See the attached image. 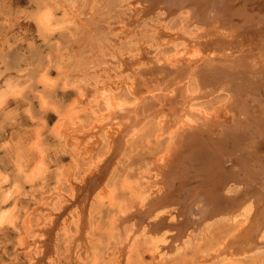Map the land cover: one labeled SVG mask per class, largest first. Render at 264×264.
Instances as JSON below:
<instances>
[{
    "label": "rangeland",
    "instance_id": "374dc122",
    "mask_svg": "<svg viewBox=\"0 0 264 264\" xmlns=\"http://www.w3.org/2000/svg\"><path fill=\"white\" fill-rule=\"evenodd\" d=\"M150 5L147 0H0V264H264V154L245 153L249 140L264 147V132L254 130L259 129L254 123L261 120L259 114H254L256 119L252 117L255 121L249 126L250 130L254 126L256 134L249 138L252 130H248L235 135V144L243 138L247 148L231 144L228 148L233 158L248 160L242 165L237 163L241 159L235 160L228 172L243 176L245 170H252L255 176L254 184L250 183L255 190L250 194L258 212L251 220L256 228L249 233L255 249L243 248V239L227 246L244 225L243 215L203 222L181 238L169 237L180 226L161 229L168 231L167 239L147 228L148 222L162 217L167 223L183 219L175 207H183L204 187L196 168L184 167V161L176 172L182 181L174 178L169 193L172 181L164 183L162 175L175 164L173 155L178 153L180 158L185 149V138L192 135L189 123L204 136L202 131L210 122L199 118L207 112L215 115L219 108L226 118L217 117L212 134L221 133V120L230 126L232 114L242 107L237 105L240 97L235 88L228 90V84L235 85L250 72L255 86L241 96L243 104L251 109L259 104L255 101L264 102V66H260L264 65V32L257 33L262 42L252 32L247 35L251 39L243 36L248 43L259 44L262 54H253L256 45L254 51L253 43L247 44L253 51L245 55L248 62L242 57L246 66L253 64L252 71L238 78L226 74V90L219 86L223 81L212 80L210 74L204 75L208 86L207 81L199 85L193 75L183 80V86L176 82L177 73L165 81L161 77L178 88L168 87V96L185 93L183 109L177 99L172 107L180 108L168 120L170 107L160 109L159 102L143 96L149 90H133L131 83L148 76V64L170 61L177 53L193 57L190 52L198 48L203 39L198 35L206 26L193 22L187 12L168 15L161 4ZM259 10L253 8L249 14L264 16V9ZM191 40L196 41L195 47ZM258 58L261 62L256 65L262 72L254 69ZM140 99L148 102L138 105L140 111L136 109L142 115L146 112L144 119L129 108ZM110 108L120 115L110 114L114 112ZM180 109L203 114L191 122H177ZM258 126L264 131V124ZM242 185L234 183L225 194L238 195ZM198 202L202 203L193 200V205Z\"/></svg>",
    "mask_w": 264,
    "mask_h": 264
},
{
    "label": "bare ground",
    "instance_id": "6f19581e",
    "mask_svg": "<svg viewBox=\"0 0 264 264\" xmlns=\"http://www.w3.org/2000/svg\"><path fill=\"white\" fill-rule=\"evenodd\" d=\"M147 1L149 2V5L151 4L153 7L155 5L161 4L162 5L161 7H164L163 10L165 9V11H167L166 13H168V15H170L171 13H177V12H182V11L187 12L188 16L193 20V22H195L197 24L199 23L200 25H203V26H206V27H203L202 33H200L201 35H198L201 38L203 36L202 41H200L198 39L199 40L197 43L198 48H194L195 51L190 52L192 55H189V53H188L189 56L194 55L193 57H186V55H184L185 57H183L182 54L178 55V53L176 52L177 53V55L175 57L176 59L174 58V59H171L170 61L164 60L160 64L159 63L158 64L153 63V65H151V66H149L150 64H148V66L145 69L146 70L145 74H147L148 76L144 75L145 77L143 76L144 77L143 80L142 79L140 80V78H137L138 81L136 80L135 83H131L132 85H135V86H133L134 88H132L133 90L134 89L136 90V87H137V91H139V90L148 91L149 90L151 93H147V95H143V96L148 97V101L154 100L156 102H159L161 104V105L159 104L160 109L161 108L164 109L162 107V105H168L170 107V110H171V112L169 111V113L167 115L168 120L172 114L177 113V111L180 107L183 109L185 103H184V96L181 97V95L184 93V91L183 92L180 91L181 93L178 91L179 92L178 95H180V96H178V95H176L177 93L176 94L174 93V90H175L174 89L173 93L175 95H172L171 97L168 96L169 93H168L167 89H168V87H172V85H173L172 82H174V81H170V83H172V84H169V83L163 82L160 79L161 77L164 80V78H167L170 75L173 76L177 73V74H179V76L176 75V77L178 76L177 78L179 79V81H176V80L175 81L179 82L178 84L183 86V84L186 83V82H183V80L188 78L190 75H193L195 77V79L197 80V83L199 85H203L204 82L207 81L206 86H208L207 85L208 80L204 81L205 77H207V76H204V75L210 74L209 76H211V77L213 76L212 78H214V79L211 78L212 80H215V78H216V80H217V81L215 80L216 82L219 81V83H220V81L221 82L223 81V83L221 85H219L222 87V85L224 83L228 84L226 82V80H227L226 74H231V75L237 74L236 78H238L239 75H242L241 73H243L245 71H247V72L252 71V69L250 70V67L253 66L252 59L256 55L251 54L253 57L250 60L251 62L249 61V63L252 64L250 67L246 66V63L249 60V59L247 60V58H249V57L246 58L245 55L249 54V53L247 54V52H252L255 49L254 46L256 44L251 42V43H253V48L251 47L253 50L250 51L251 48H248L247 46H249L251 43L249 42L250 43L249 44L248 40L246 38H250V37H247V35H249L248 32H250V33L252 32V34H257V33L259 34L260 33V35L262 32H264V16H261L262 13H259V12H258L259 14L257 13V15L253 14L254 12L249 14V11L252 10L253 8L254 9L258 8V10L264 9V8H262V6H264V0H147ZM142 3H143V1H142ZM238 3H239V6H242V9L241 10L239 9V11H241V12H239L235 8V6ZM246 6L247 7L250 6V7H252V9L249 7L250 10H248V8ZM237 7H238V5H237ZM235 11H238L239 13L236 14ZM246 11H247V13H246ZM258 34H257V36H258ZM262 34H264V33H262ZM244 35H246L245 36L246 38L243 37ZM251 36H255V35H251ZM257 36H255V37H257ZM255 37H253V38H255ZM260 37L258 36V38H260ZM261 38H260V40H261ZM255 39H257V38H255ZM193 41L191 40L193 46L195 47L194 43L196 41H194V42ZM260 42H262V40ZM247 44H249V45H247ZM257 44H258V41H257ZM262 44H264V43H262ZM189 45H191V44H189ZM258 45H256L255 47L256 48L260 47ZM191 49H189V50H191ZM243 49H244V51H243ZM255 50H254L255 53L253 52V54L257 53V55H258L259 53L262 54V52H260V51L264 50V48H262L261 50H259L257 48ZM183 51L184 50H182V52ZM239 51L242 54H240ZM234 52H236V53L233 54ZM180 53H181V51H180ZM242 55L247 60L246 63H245V60H243ZM262 55H264V54H262ZM259 59L261 60V58H258V61H257V59L255 60L256 61L255 65H256V63L257 64L259 63V61H260ZM262 61H264V60H262ZM260 66L262 67L264 65H260ZM257 68H259V65L258 66L256 65V68L254 66L255 70ZM254 69H253V71H254ZM261 69H262V71H264V67H262ZM258 70H260V68L257 69V71ZM135 73L136 72L134 71V75H135ZM173 73H175V74H173ZM250 73H252V72H250ZM138 74L142 75L143 72L142 73L139 72ZM249 74H247L245 76H241L240 77L241 79H238V81L235 85L234 84L233 85L228 84L229 85L228 90L235 88V93L240 97L239 99H237V100H239L238 101L239 104H237V105H239V107L241 106L242 108H240V110L237 108L235 110V112L232 114L233 117H231L232 121L230 123L231 124L230 126H228L229 124L228 125L225 123L222 124V122H226V121H224V120L222 121L220 119L221 124H219V125H222L221 126L222 131L220 134L219 133L218 134L220 135L221 138L218 137L219 135L214 137V135L212 134V131H213L212 128L215 129L214 126H216L217 123L219 122L218 121L219 119L217 120V117H219V115L221 113H224V112H221V110H219V108L217 110L215 109L216 110L215 115L214 114L207 115L208 112H207V114H205V113L203 114V112H201V114H203L204 117L201 114H199L200 111L197 113L196 111L193 110L194 112L192 113L191 112L192 110H190V111L185 110V112L183 113L182 110L180 109L181 113L178 114V121L177 122H191L190 120H192V119L194 120V118H197V116L196 117H194V116L199 114V116L201 115L203 117V118L201 117V119L198 117L199 120H201L202 122H210V123L207 126L208 129L205 128V131H202L203 134H204V132L206 134V135L204 134V136L201 135L202 133L198 132L199 129H197V127L195 128V125H193V123H189V124H192L190 127L192 135H188L187 136L188 139H187V137L185 138L186 139L185 149L183 151H181L180 158L177 156L178 153L173 155L175 157H173V161L171 163L172 164L175 163V164L171 165L170 168L167 167L168 169L166 168L165 171L162 173V175L165 176V179H164L165 182H164V180H163V182L167 183L169 181H172V186L169 185L170 188H169V186L167 187L168 193H169V189L172 191L173 187L175 185V182H176V180L173 181V179L174 178L177 179L179 177L178 173H176V172L178 170L180 163L184 161L183 162L184 167L186 165V166L191 167V168H192V166H194L196 168L197 171H195V175L198 178H201V180L203 181L204 187L202 189L201 188L197 189L198 191H196L194 194L191 195L189 202L186 203L183 207L182 206L179 208L175 207V210H177L176 213L180 212V214L183 215V217H184L183 219H181V220L177 219L175 222L167 223V222H165V217H162L157 221L148 222L147 228L149 230L153 229L155 231L161 232V233L155 234V236L161 235L162 238L165 236L164 237L165 239H167L169 235H170L169 237H171V239L181 238V237H185V236L187 237L193 232L192 230H194L195 227L200 226V224L203 222H206V221L211 222L213 220H217V219L219 220V219H224V218L233 220L234 218H236V216L243 215L245 217L244 225L240 228V231L236 234V236L233 239L230 238L231 242L230 241H229V243L227 242L228 243L227 246H230V244H232L235 240L240 241L239 239H243V241L245 242L243 248L247 249L248 252L250 250L255 249L254 247L257 244L255 243L254 240H251L249 237V233L254 232L253 230L256 228V225L254 228L252 227L254 225L251 226V220L253 218H255L253 216H255L256 213L258 212L257 211L255 213V209H257V208L253 204V202H252L253 199H251L252 195L250 194V192L252 191V188L253 189L255 188L253 186L250 187L251 186L250 183L254 184L253 181H254L255 176H253L252 170H245L243 176L241 174L242 177L240 175L239 176H237V175L232 176L233 174L228 172V168H231L232 164L237 162V161L236 162H234V161L238 159V156L236 158L234 157L235 158L234 159L229 150L231 149V147L236 146V145H239V146L243 145V147H244L245 146L244 144L246 143V140L242 141V139H243L242 138L241 141H239V143L237 142L238 144H235V141L237 140V138H235V135L238 136L239 132L247 133V131L250 130V127H249L250 124H252L256 119L254 117V114H256L255 116H257V114H259L261 116V118L259 117V115H258V117L261 120L264 119V117H262V116H264V105H262V106L260 105V104H264V102L255 101V102H259V104L251 105V109H250L249 105L243 104V98L241 96L247 94L255 86V84L252 81L253 78H251L252 75H249ZM262 75H264V74H262ZM171 76H170V78H171ZM256 78H259V77L256 76ZM172 79L174 80V78H172ZM211 79L209 80V82L211 81L214 84H216L215 81H212ZM224 79H225V82H224ZM160 80H161V83H160L161 87H157V85H158L157 81H160ZM257 80L258 79H255V81H257ZM162 82L166 83V84L165 85L163 84V86H162ZM131 84H130V87H131ZM226 84H224V85L227 86ZM140 85H142V86H140ZM172 88H177V87H174V85H173ZM215 88H216V86H215ZM132 89H131V91H132ZM212 89H213V87H212ZM176 90H178V88ZM225 90H226V87H225ZM209 94H210V92H209ZM150 96H152V98H153L152 100L149 99V98H151ZM230 96H232V95H230ZM146 97H144V98L146 99ZM189 97H191V96L189 95ZM137 99H139V98H137ZM177 99H178V101L180 100L181 106L179 108L177 107L178 109L177 108L175 109L174 108L175 106L172 107V105L176 102ZM146 101L147 100H145V102L144 101L141 102V99H140V101L139 100L137 101L138 102L137 105H134V106L132 105V107H129V108H131V110L134 109L132 111L136 112L135 113L136 116H137V112L140 115L141 113L139 112L140 111L139 107L143 105L142 104L143 102L145 104ZM233 101L234 100H232V102ZM188 102H189V100H188ZM190 102H191V98H190ZM152 104L153 103H151V105ZM138 105H140V106H138ZM230 105H231V103H230ZM146 106H149V105H146ZM223 106L225 107V105H223ZM137 107H138L139 111L136 110ZM185 107H187V106H185ZM148 108H152V107H148ZM165 108H168V107L165 106ZM110 109H113V108H110ZM186 109H188V108H186ZM113 110H114V112H110V114H112L114 116V113L117 112V109H113ZM218 110L221 113L218 112ZM237 110H238V112H237ZM255 110L258 113L257 112L253 113ZM152 111H154V110H152ZM222 111H223V109H222ZM195 112H196V114H194ZM143 113L145 114L146 112H143ZM118 114L119 113L117 112V114H116L117 117H118ZM133 114H134V112H133ZM148 114H150V113H147L146 115H148ZM241 114H243L242 117L239 116ZM143 115L141 114L142 117H140V118L144 119L146 117L144 115L145 117L143 118ZM150 116H152V114ZM155 116L158 117V115H154V118H155ZM220 116L222 118H223V116H224V118H226L225 114H223V116L222 115H220ZM252 117L255 119H253ZM135 118H137V117H135ZM166 118L167 117H165L164 123L167 120ZM207 119H209V121H207ZM118 120H120V119L118 118ZM261 120L259 122H254V123H256V124L258 123V125L264 124V122L260 123ZM121 121H123V120H121ZM258 125L257 126L255 125L257 127V129L259 128L258 130L254 129L253 128L254 126L252 128L256 132L258 131L257 132L258 134H259V132L260 133L264 132V131H262V129ZM179 126H181V125L179 124ZM170 127H169V129H170ZM262 127H264V126H262ZM201 128H203V127H201ZM252 128H251L252 131L250 130L251 132L249 133V136L252 133L256 134L255 131L253 132ZM182 131L183 130L180 131V129H179L178 132L181 133ZM213 133H214V131H213ZM255 134L253 136H255ZM262 134H264V133H262ZM215 135H216V133H215ZM183 136H185V135H183ZM239 136H242V134ZM251 137H252V135L249 138H251ZM260 138H259V140H260ZM120 139H121V137H120ZM234 139H236V140L234 141ZM254 140L257 141L256 139H254ZM250 142L251 141L249 140V146H248L249 149H245L246 154H248L247 152H251V153L253 152L252 154H255L257 156L258 154H260L261 151H262V154H264V147L260 148V146L258 145L259 141L255 142V144H253V141L251 143ZM230 144L232 145L231 147H230ZM247 145H248V143H247ZM245 147L247 148V146H245ZM228 148H230V149L228 150ZM115 149H117V148H115ZM234 149H236V148H234ZM242 152H243V150H242ZM256 156L254 157L255 159H256ZM239 159H241V158H239ZM247 161H248L247 158L243 157L237 163L242 165ZM257 161L258 160L256 159V162ZM262 161H264V159H262ZM158 164L159 163H157V165ZM158 166H157V168H158ZM262 171H264V169H262ZM185 173L187 174L188 172L185 171ZM192 175H193V173H192ZM228 176H230V177H228ZM262 177H264V176H262ZM180 179H181V177L178 178L177 183L182 181V179L181 180ZM259 179H261V177ZM262 179H264V178H262ZM212 182L213 183L215 182V184H213L211 186ZM236 182H239L240 185L243 184L242 185L243 189L240 191V193L238 195H234V196H230L229 194L228 195L225 194V193H227V192H225V190L228 187L232 186ZM163 187H166V186L164 185ZM246 193H249L248 197H247ZM253 197H254V194H253ZM262 198H264V197H262ZM193 200H200V201H202V203H200V202L196 203V207H195L193 205ZM262 201H264V200H262ZM180 208H181V211H180ZM164 210H167V208H165ZM189 212H191V214L196 213V214H198V216L197 217H195V216L191 217V214H190L189 215L190 217L188 219L187 214ZM159 214H160V212L156 213L154 216H158ZM252 223H253V221H252ZM169 226L170 227L180 226V228H178L176 230L174 235L169 234L168 231L162 232V230H164L166 227H169ZM190 231H192V232L190 234H188ZM256 232H257V229H256ZM248 237H249V239H248ZM243 253H245V252H243Z\"/></svg>",
    "mask_w": 264,
    "mask_h": 264
}]
</instances>
